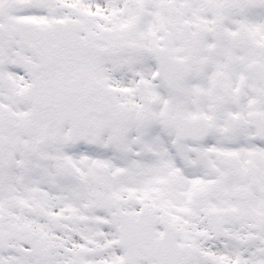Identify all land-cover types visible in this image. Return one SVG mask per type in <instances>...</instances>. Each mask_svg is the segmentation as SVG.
Here are the masks:
<instances>
[{
    "label": "snow or ice",
    "instance_id": "snow-or-ice-1",
    "mask_svg": "<svg viewBox=\"0 0 264 264\" xmlns=\"http://www.w3.org/2000/svg\"><path fill=\"white\" fill-rule=\"evenodd\" d=\"M0 264H264V0H0Z\"/></svg>",
    "mask_w": 264,
    "mask_h": 264
}]
</instances>
